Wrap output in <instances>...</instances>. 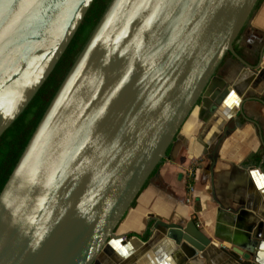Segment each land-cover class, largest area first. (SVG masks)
Returning <instances> with one entry per match:
<instances>
[{
	"label": "water",
	"instance_id": "obj_1",
	"mask_svg": "<svg viewBox=\"0 0 264 264\" xmlns=\"http://www.w3.org/2000/svg\"><path fill=\"white\" fill-rule=\"evenodd\" d=\"M93 1L0 0V137ZM258 2L111 0L0 193V264H94L120 243L117 227L193 110L233 100L237 84L221 91L215 81L225 56L243 65L240 80L260 68L234 48ZM159 225L184 249L183 241L197 251L211 243ZM240 249L237 258L249 262L252 248Z\"/></svg>",
	"mask_w": 264,
	"mask_h": 264
},
{
	"label": "crops",
	"instance_id": "obj_2",
	"mask_svg": "<svg viewBox=\"0 0 264 264\" xmlns=\"http://www.w3.org/2000/svg\"><path fill=\"white\" fill-rule=\"evenodd\" d=\"M235 48L260 68L240 80L243 65L233 56L224 60L215 81L225 84L221 91L237 84L234 101L227 98L212 112L202 103L193 110L168 158L117 227L120 243L104 250L94 264H254L255 258L264 264V3ZM189 172L195 185L190 204ZM157 221L184 227L194 241L200 234L211 243L197 251L183 241L184 249L169 238L168 229L156 227ZM246 244L253 253L249 262L234 253L239 247L246 252Z\"/></svg>",
	"mask_w": 264,
	"mask_h": 264
},
{
	"label": "trees",
	"instance_id": "obj_3",
	"mask_svg": "<svg viewBox=\"0 0 264 264\" xmlns=\"http://www.w3.org/2000/svg\"><path fill=\"white\" fill-rule=\"evenodd\" d=\"M110 2L111 0L93 1L76 34L74 35L68 48L59 60L49 78L40 88L33 100L24 110V112L0 137V193L4 188L6 182L8 181L11 173L13 172L18 160L20 159L26 145L33 135L47 107L49 106L61 83L71 69L79 53L82 51L84 45L88 41ZM263 3L264 0H259L251 16V19L254 14L261 8ZM230 56L232 55L228 53L225 56L224 60ZM171 148L168 151V156L170 154ZM159 167H157L153 172L151 178L157 174ZM148 182L145 184L143 190L146 188ZM137 199L134 201L132 207L136 205ZM149 236L150 231H147L144 235V238L148 239Z\"/></svg>",
	"mask_w": 264,
	"mask_h": 264
},
{
	"label": "built area",
	"instance_id": "obj_4",
	"mask_svg": "<svg viewBox=\"0 0 264 264\" xmlns=\"http://www.w3.org/2000/svg\"><path fill=\"white\" fill-rule=\"evenodd\" d=\"M193 177H194V174L192 173H188L187 175V179L190 180L188 183H187V203H192L194 201V194H195V185L193 184Z\"/></svg>",
	"mask_w": 264,
	"mask_h": 264
},
{
	"label": "rangeland",
	"instance_id": "obj_5",
	"mask_svg": "<svg viewBox=\"0 0 264 264\" xmlns=\"http://www.w3.org/2000/svg\"><path fill=\"white\" fill-rule=\"evenodd\" d=\"M250 21H251V20H250ZM250 21L248 22V24L250 23ZM187 175H188V174H187ZM193 179H194V178H193ZM193 179H192V180H193ZM188 204H189V203H188Z\"/></svg>",
	"mask_w": 264,
	"mask_h": 264
},
{
	"label": "snow or ice",
	"instance_id": "obj_6",
	"mask_svg": "<svg viewBox=\"0 0 264 264\" xmlns=\"http://www.w3.org/2000/svg\"><path fill=\"white\" fill-rule=\"evenodd\" d=\"M261 187H264V185H261Z\"/></svg>",
	"mask_w": 264,
	"mask_h": 264
}]
</instances>
